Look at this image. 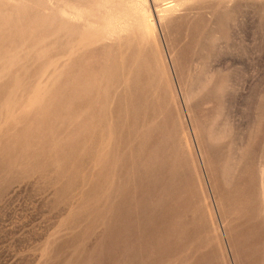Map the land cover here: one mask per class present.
<instances>
[{
    "label": "rangeland",
    "instance_id": "374dc122",
    "mask_svg": "<svg viewBox=\"0 0 264 264\" xmlns=\"http://www.w3.org/2000/svg\"><path fill=\"white\" fill-rule=\"evenodd\" d=\"M0 264H264V0H0Z\"/></svg>",
    "mask_w": 264,
    "mask_h": 264
},
{
    "label": "bare ground",
    "instance_id": "6f19581e",
    "mask_svg": "<svg viewBox=\"0 0 264 264\" xmlns=\"http://www.w3.org/2000/svg\"><path fill=\"white\" fill-rule=\"evenodd\" d=\"M83 36V35H82ZM111 83V82H110ZM32 94V93H31ZM37 98V97H36ZM136 99H137V97H136ZM125 100V99H124ZM131 101H133V100H131ZM104 102V101H103ZM113 102H115V101H113ZM21 103V102H20ZM128 103V102H127ZM133 103V102H132ZM131 103V104H132ZM141 104V103H140ZM4 105V104H3ZM109 106V105H108ZM128 106V105H127ZM127 108V107H126ZM128 108H129V106H128ZM127 108V109H128ZM107 109H108V107H107ZM128 111V110H127ZM112 112V111H111ZM132 112V111H131ZM115 113V112H114ZM117 113V115L119 114V112H116ZM126 113V112H125ZM112 114V113H111ZM123 114V113H122ZM133 114V113H132ZM114 116H116V115H114ZM128 116V115H127ZM119 117V116H118ZM123 118V117H122ZM93 121V120H92ZM116 121V120H115ZM113 122V121H112ZM117 123V122H116ZM115 123V124H116ZM152 123V122H151ZM102 124V123H101ZM120 124V123H119ZM85 125V124H84ZM105 125V124H104ZM114 125V124H113ZM150 125V124H149ZM121 126V125H120ZM159 126V125H158ZM92 127V126H91ZM117 127V126H116ZM89 129H91L90 127H89ZM95 129H97V128H95ZM106 129V128H105ZM86 130H87V128H86ZM93 130V129H92ZM92 130H90V131H92ZM103 130V129H102ZM88 131V130H87ZM103 131H105V130H103ZM38 132V131H37ZM149 132H151V131H149ZM148 132V133H149ZM73 133V132H72ZM101 133V132H100ZM125 133V132H124ZM147 133V134H148ZM46 134V133H45ZM44 134V135H45ZM49 134V133H48ZM104 134V133H103ZM111 134V133H110ZM109 136V135H108ZM120 136V135H119ZM123 136V135H122ZM148 137L150 136L149 134L147 135ZM44 137V136H43ZM110 137H111V135H110ZM7 138V137H6ZM12 138V137H11ZM39 138V137H38ZM120 138V137H119ZM126 138V137H125ZM128 138V137H127ZM10 139V138H9ZM60 139V138H59ZM93 139H94V136L93 135H89L88 136V140H89V142H92L93 141ZM116 139H118V138H116ZM122 139V138H121ZM6 140H8V138L6 139ZM42 140V139H41ZM74 140H75V138H74ZM76 140H77V138H76ZM79 140V139H78ZM141 141V140H140ZM163 141V140H162ZM146 142V141H145ZM156 142V141H155ZM158 142V141H157ZM4 143V142H3ZM111 143V142H110ZM125 143V142H124ZM5 144V143H4ZM161 144V143H160ZM57 145V144H56ZM156 145V144H155ZM100 146V145H99ZM147 146V145H146ZM145 146V147H146ZM159 146V145H158ZM141 147V146H140ZM161 147V146H160ZM159 147V148H160ZM70 148V147H69ZM122 148V147H121ZM151 148V147H150ZM162 148V147H161ZM106 149V148H105ZM158 149V148H157ZM69 150V149H68ZM102 150V149H101ZM108 150H110V147L108 148ZM113 150H114V148H113ZM150 150V149H149ZM58 151V150H57ZM106 151V150H105ZM112 151V150H111ZM118 151V150H117ZM142 151H143V149H142ZM145 151V150H144ZM40 152V151H39ZM51 152V151H50ZM63 152V151H62ZM66 152H67V150H66ZM102 152V151H101ZM112 152H114V151H112ZM131 152V151H130ZM161 152V151H160ZM52 153V152H51ZM51 153H50V155H51ZM57 153V152H56ZM59 153V152H58ZM105 153V152H104ZM144 153V152H143ZM151 153V152H150ZM68 154V153H67ZM103 154V153H102ZM157 154V153H156ZM161 154V153H160ZM106 155V154H105ZM54 156V155H53ZM60 156V155H59ZM64 156H66V154L64 155ZM96 156H98V155H96ZM95 156V157H96ZM102 156H104V154L102 155ZM120 156V155H119ZM141 156V155H140ZM51 157V156H50ZM67 157V156H66ZM47 158V157H46ZM97 158V157H96ZM117 158V157H116ZM140 158V157H139ZM38 159V158H37ZM49 160H51V159H49ZM58 160V159H57ZM154 160H157L158 161V159H155V157H154ZM51 161H53V159L51 160ZM61 162H62V160H60ZM67 161H69V159L67 160ZM66 161V162H67ZM95 161H97V160H95ZM113 161H116L115 159H114V156H113ZM150 161V160H149ZM46 162V161H45ZM164 162V161H163ZM39 163H42V162H38V161H35V162H31L27 167H25L26 166V164H25V166H23V167H25V169L24 170H22L23 171V173L24 172H26L25 170H34V169H36V168H38L39 167ZM60 163V162H59ZM65 163V162H64ZM79 163H80V159H79ZM95 163V162H94ZM99 163H101L100 161H99ZM28 164V163H27ZM68 164V163H67ZM66 164V165H67ZM70 164V163H69ZM102 164V163H101ZM110 164V163H109ZM159 164H160V161H159ZM162 164V163H161ZM6 166L8 165V164H5ZM10 165V164H9ZM45 165V164H44ZM114 165H115V162H114ZM138 165H139V163H138ZM156 165V164H155ZM163 165V164H162ZM48 166V165H47ZM46 166V167H47ZM64 166V165H63ZM97 166H98V164H97ZM105 166H107V165H105ZM124 166V165H123ZM129 166V165H128ZM136 166V165H135ZM144 166V165H143ZM50 167V166H49ZM48 167V168H49ZM59 167V166H58ZM67 167V166H66ZM96 167V166H95ZM103 167V166H102ZM141 167V166H140ZM6 168V167H5ZM52 168V167H51ZM105 168V167H104ZM107 168H108V166H107ZM126 168V167H125ZM128 168V167H127ZM162 168V167H161ZM7 169V168H6ZM23 169V168H22ZM66 169V168H65ZM120 169V168H119ZM121 169H123V168H121ZM129 169V171L131 170L130 168H128ZM19 170V169H18ZM21 170V169H20ZM96 170V169H95ZM100 170V169H99ZM107 170H109V169H107ZM116 170H118V169H116ZM139 170H140V168H139ZM142 170V169H141ZM63 171H64V169H63ZM73 171V170H72ZM111 171V170H110ZM110 171H108V173L110 172ZM133 171H135V169L133 170ZM150 171V170H149ZM114 172H118V171H115L114 170ZM142 172V171H141ZM146 172V171H145ZM94 173V172H93ZM155 173H157V172H155ZM163 173V172H162ZM96 174V173H95ZM112 174V173H111ZM110 174V175H111ZM100 175V174H99ZM103 176H104V174H102ZM107 175V174H106ZM105 175V176H106ZM109 175V174H108ZM147 175V174H146ZM162 176H163V174H161ZM115 176V175H114ZM140 176H141V174H140ZM154 176V175H153ZM152 177V176H151ZM7 180V179H6ZM98 181V180H97ZM157 181V180H156ZM160 181V180H159ZM162 181V180H161ZM164 181V180H163ZM150 183V182H149ZM96 184V183H95ZM120 185V184H119ZM121 186V185H120ZM96 187H98V186H96ZM113 187V186H112ZM100 188H102L101 187V185H100ZM99 188V189H100ZM104 188V187H103ZM127 188V187H126ZM156 188V187H155ZM95 189V187L93 188V190ZM98 189V190H99ZM104 190V189H103ZM149 190V189H148ZM155 190V189H154ZM159 190V189H158ZM161 190V189H160ZM96 191V189L94 190V192ZM105 191V190H104ZM143 191V190H142ZM153 191V190H152ZM154 192V191H153ZM139 193V192H138ZM151 193V192H150ZM97 194V193H96ZM103 194V193H102ZM101 194V195H102ZM109 194V193H108ZM142 194V193H141ZM98 195V194H97ZM99 195H100V193H99ZM103 195H105V194H103ZM139 195V194H138ZM106 196H104V198H105ZM110 197H108V198H106V199H104L103 201H105V200H107V199H109ZM164 199V198H163ZM112 200H113V198H112ZM140 200V199H139ZM102 201V202H103ZM110 201V200H109ZM114 201V200H113ZM101 202V201H100ZM102 202H101V204H102ZM149 202V201H148ZM103 203H105V202H103ZM143 203V202H142ZM142 203H140L141 204V206H142ZM147 202H145V204H146ZM138 204V203H137ZM145 204H144V206H145ZM148 204V203H147ZM109 206H110V204H108ZM112 205V204H111ZM139 205V204H138ZM103 206V205H102ZM106 206H107V203H106ZM105 206V207H106ZM136 206V205H135ZM140 206V207H141ZM154 206V205H153ZM100 207V206H99ZM151 207H152V204H151ZM146 208V207H145ZM124 209V208H123ZM142 209V211H143V207L141 208ZM140 209V210H141ZM104 210V209H103ZM151 210V209H150ZM154 210V209H153ZM107 211V210H106ZM156 211V210H155ZM103 212V211H102ZM141 212V211H140ZM147 212V211H146ZM151 212H153V211H151ZM118 213V212H117ZM155 213V212H154ZM114 214V213H113ZM153 214V213H152ZM156 214V213H155ZM159 214V213H158ZM112 215V214H111ZM117 215V214H116ZM97 216V215H96ZM101 216V215H100ZM114 217H115V215H113ZM131 216V215H130ZM100 218V217H99ZM111 221V220H110ZM114 221H115V219H114ZM104 222V221H103ZM113 222V221H112ZM117 223V222H116ZM127 223V222H126ZM122 224V223H121ZM109 225H112V224H109ZM114 225H116V224H114ZM129 226V225H128ZM108 227V226H107ZM111 227V226H110ZM105 228V227H104ZM103 228V229H104ZM108 230V229H107ZM104 231H106V230H104ZM110 231V230H109ZM103 252V251H102Z\"/></svg>",
    "mask_w": 264,
    "mask_h": 264
}]
</instances>
